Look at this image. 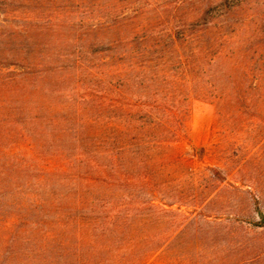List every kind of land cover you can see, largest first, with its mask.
<instances>
[{
	"label": "trees",
	"instance_id": "obj_1",
	"mask_svg": "<svg viewBox=\"0 0 264 264\" xmlns=\"http://www.w3.org/2000/svg\"><path fill=\"white\" fill-rule=\"evenodd\" d=\"M48 26L0 19V264H241L181 241L199 196L182 194L193 159L176 149L193 98L222 115L259 84L205 79L208 53L164 50V34Z\"/></svg>",
	"mask_w": 264,
	"mask_h": 264
},
{
	"label": "rangeland",
	"instance_id": "obj_2",
	"mask_svg": "<svg viewBox=\"0 0 264 264\" xmlns=\"http://www.w3.org/2000/svg\"><path fill=\"white\" fill-rule=\"evenodd\" d=\"M0 19L32 20L49 29L58 23L63 33L77 36L164 34V50L208 53L205 79L259 84L228 100L222 115V103L193 98L188 134L176 150L193 159L190 173L182 175L196 186H183L182 194L199 196L180 206L197 214L181 238L184 245L203 238L217 254L264 264V227L253 225V196L264 211V0H0ZM233 104L242 109L228 108ZM209 167L225 180L210 181Z\"/></svg>",
	"mask_w": 264,
	"mask_h": 264
}]
</instances>
